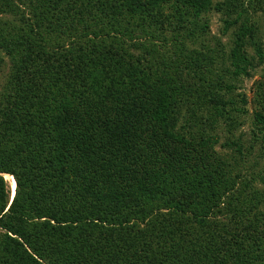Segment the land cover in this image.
Wrapping results in <instances>:
<instances>
[{
	"label": "trees",
	"instance_id": "16d2710c",
	"mask_svg": "<svg viewBox=\"0 0 264 264\" xmlns=\"http://www.w3.org/2000/svg\"><path fill=\"white\" fill-rule=\"evenodd\" d=\"M18 1L0 0V264H264V166L245 172L248 102L223 94L264 65L244 0L219 8L228 54L197 30L211 0ZM255 104L264 162V70Z\"/></svg>",
	"mask_w": 264,
	"mask_h": 264
},
{
	"label": "rangeland",
	"instance_id": "374dc122",
	"mask_svg": "<svg viewBox=\"0 0 264 264\" xmlns=\"http://www.w3.org/2000/svg\"><path fill=\"white\" fill-rule=\"evenodd\" d=\"M16 5L21 8V13H28V8L23 5L22 3H19L18 0H13ZM27 4L28 2L25 1ZM224 0H211L212 3V10L206 14H204L202 17L199 18L198 23H200V27H198L197 30L201 29L205 22L208 23L209 27L208 30H210V37L208 38L210 40V43L208 44L209 47H211L216 52H225L229 53L230 50L234 48V43L236 40V34H238L239 30L237 28H234L233 30L226 31L225 26L227 20H235L237 18V14L232 16V19H229L226 17L225 14H223L220 11V7ZM242 7L240 8L238 15L249 18L251 22L256 24L258 30H261L260 34H258L260 37H263L264 34V14L261 12L255 13V6L253 4V0H244L242 2ZM9 19H12L11 15H8ZM247 19L245 20L247 22ZM17 18L13 17V21L16 22ZM248 20V21H249ZM189 26V25H188ZM190 27V26H189ZM237 29V30H236ZM190 30H194V27H191ZM150 32V31H149ZM257 36V33H255V37ZM173 36L172 34L166 35V40H169V38ZM135 40L140 42L138 43L141 46L149 45L150 43H158L160 40V37L157 36V39H149V40H142L140 36H136ZM171 40V41H172ZM189 41V40H188ZM249 41V40H248ZM190 42V43H189ZM188 46L190 45V48L194 49V41H189ZM252 43L249 41V44ZM171 42H169L168 45H170ZM196 49L200 51L202 48L199 44ZM127 47V46H126ZM170 47H167V50L169 53H173V50H171ZM248 52L250 56H255L254 48H249ZM159 53L163 55L166 53L164 50H159ZM3 68L0 72V91L2 89V86L4 84V78L5 74L8 73L9 70V61L8 58L5 57V62L3 64ZM4 70V71H3ZM263 70L264 65H260L258 61L255 62V64L251 67H249L248 76L241 75L237 80H229L228 83L225 84V86H233L235 88L234 90L224 92L225 98L228 100L230 98H234L236 101H239V96H243L246 98L248 104L245 107V110H247L248 115L245 119V124L239 128L237 132L234 133L235 138H240L242 140V143L244 144V147L246 149H249L250 147H254V150L250 152V161H247V164H245V172L247 174H250V170L253 167H257L256 171L262 170L264 166V162L259 160V154H260V147L257 146V143L255 142V138L253 137L252 130L254 129L253 122H254V116L256 112V104H255V86L260 81L261 77L263 76ZM229 77L226 78V82L228 81ZM183 126H185V123H182ZM216 139L218 140V146L216 148V151L220 152L223 155L231 154L232 151L228 150L226 146V143L233 140V137L231 134H229V129L227 127V124L223 121L221 122L220 128L218 132L215 135ZM256 144V145H255ZM254 170V169H253ZM7 180V178H6ZM8 181V180H7ZM11 187L12 192V183L10 180L8 181ZM13 198V193H11Z\"/></svg>",
	"mask_w": 264,
	"mask_h": 264
},
{
	"label": "bare ground",
	"instance_id": "6f19581e",
	"mask_svg": "<svg viewBox=\"0 0 264 264\" xmlns=\"http://www.w3.org/2000/svg\"><path fill=\"white\" fill-rule=\"evenodd\" d=\"M7 180H8V181L10 180V182L12 183V193H13V195L15 196L16 183H15V181H14L12 178H10V177H7ZM14 196H13V198H14Z\"/></svg>",
	"mask_w": 264,
	"mask_h": 264
},
{
	"label": "water",
	"instance_id": "95a60500",
	"mask_svg": "<svg viewBox=\"0 0 264 264\" xmlns=\"http://www.w3.org/2000/svg\"><path fill=\"white\" fill-rule=\"evenodd\" d=\"M15 197V196H14ZM14 198H12L11 202L13 201Z\"/></svg>",
	"mask_w": 264,
	"mask_h": 264
},
{
	"label": "clouds",
	"instance_id": "9594fccd",
	"mask_svg": "<svg viewBox=\"0 0 264 264\" xmlns=\"http://www.w3.org/2000/svg\"><path fill=\"white\" fill-rule=\"evenodd\" d=\"M12 195V194H11ZM11 200H12V196H11Z\"/></svg>",
	"mask_w": 264,
	"mask_h": 264
}]
</instances>
